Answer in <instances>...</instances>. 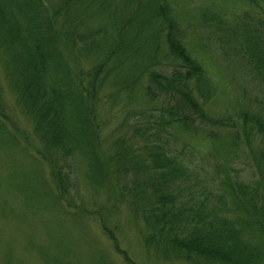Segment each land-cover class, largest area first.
<instances>
[{"label": "trees", "instance_id": "1", "mask_svg": "<svg viewBox=\"0 0 264 264\" xmlns=\"http://www.w3.org/2000/svg\"><path fill=\"white\" fill-rule=\"evenodd\" d=\"M56 1L48 8L45 0H0V67L40 141L60 157L84 160L87 178L98 185L106 173L121 180L118 197L140 220L142 242L154 256L264 264V177L202 189L192 162L172 153L179 131L227 123L204 109L215 87L185 48L167 0H122L118 11L109 0ZM246 43L244 61L264 89V57ZM160 45L168 70L154 59ZM106 83L112 100L122 102L127 132L109 154L99 137ZM154 100L163 103L141 104ZM253 125L264 142V119L255 116ZM50 168L58 183L61 167L54 161Z\"/></svg>", "mask_w": 264, "mask_h": 264}, {"label": "rangeland", "instance_id": "2", "mask_svg": "<svg viewBox=\"0 0 264 264\" xmlns=\"http://www.w3.org/2000/svg\"><path fill=\"white\" fill-rule=\"evenodd\" d=\"M109 1L110 10L118 11L122 0ZM253 1L167 0L185 48L215 87L204 109L227 123H197L196 131H179L172 144V153L192 162L202 189L218 192L223 190L221 180L264 177V142L251 126L255 116L264 119V89L244 61L246 41L264 57V1ZM56 2L45 0V5L51 8ZM154 51V59L168 70L164 46ZM112 91L108 83L103 86L107 101L100 104V150L105 154L118 135L127 133L120 125L122 102L112 100ZM0 102V264H190L163 260L146 250L140 220L118 197L115 175L106 173L98 185L87 178V164L80 157L48 150L1 67ZM54 161L63 173L58 183L50 175Z\"/></svg>", "mask_w": 264, "mask_h": 264}]
</instances>
